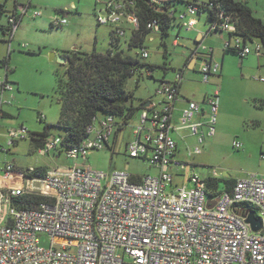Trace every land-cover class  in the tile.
I'll use <instances>...</instances> for the list:
<instances>
[{
  "label": "built area",
  "instance_id": "built-area-1",
  "mask_svg": "<svg viewBox=\"0 0 264 264\" xmlns=\"http://www.w3.org/2000/svg\"><path fill=\"white\" fill-rule=\"evenodd\" d=\"M96 3L103 4V11L96 12L97 22L110 25L120 38L126 39V31L138 27L135 11L128 8L130 2ZM19 9L24 13L27 6L19 5ZM33 15L40 12L34 11ZM197 15L196 7L188 5L177 12V20L192 28ZM9 22L13 35L17 23L13 17ZM66 23L65 17H53L54 26ZM147 27L151 29L148 37L158 31L154 20ZM209 29L225 32L222 47L240 57L264 52L258 40L244 43L234 33L231 17L222 10L216 11V20L209 23ZM149 54L148 49H141L143 58ZM219 70L220 64L209 60L201 61L198 67L204 83ZM182 72L177 71L173 80L157 83L159 102L151 100L147 105L150 111L138 113L125 145L130 157L145 158L149 167L156 169L155 174L134 181L136 175L126 169L107 174L76 163L48 167L43 177L32 176L33 167L18 172L12 164H6L0 169V264H264V176L235 180L226 189L207 185L208 176L198 174L188 175L185 182H174L171 166L176 141L170 134L174 127L170 117ZM256 78L264 82V76ZM12 89L11 83L0 80V94ZM218 97V86L205 95L202 102L209 109L203 120L193 121L201 102L188 99L182 108L178 127L189 128L196 137L190 156L198 154L205 136L215 132ZM4 103L9 100L0 97V112ZM115 122L110 114L94 119L86 127V137L66 149V157L84 161L89 150L104 148L111 143ZM201 127L206 128L205 133ZM28 135L23 126L5 131L10 145ZM61 140L60 136L50 137L36 152L48 155ZM241 145L233 142L236 148ZM176 165L183 168L187 163L177 161ZM26 193L42 195L45 200L34 208L11 203L13 197ZM252 210L261 222L258 231L246 222ZM38 234L49 237V246L39 244Z\"/></svg>",
  "mask_w": 264,
  "mask_h": 264
},
{
  "label": "rangeland",
  "instance_id": "rangeland-1",
  "mask_svg": "<svg viewBox=\"0 0 264 264\" xmlns=\"http://www.w3.org/2000/svg\"><path fill=\"white\" fill-rule=\"evenodd\" d=\"M14 2L24 5L30 3V7L28 13L22 15L19 26L17 23L18 29L16 28L11 40L0 29V75L2 77L5 71L2 59L7 58L13 69L8 76L15 87L13 98H9V103L3 108L9 115L0 117V169L6 164H12L15 171L24 172L35 166L53 168L76 163L107 174L121 169L138 176L155 174L156 169L149 167L147 160L130 157L125 151V142L131 138L135 118L119 133L113 149H91L84 161L67 158L65 151L59 146L50 154L41 155L36 152L28 136L14 145L8 144L5 131L12 127L23 126L28 132H40L43 125L48 123L53 125L50 137L64 133L56 126L60 106L54 87L57 76L64 73L66 66L57 57L52 58L51 53L54 52L57 56L72 49L106 53L111 48V26L97 22L96 11H103V4L96 3V0H0V6L3 5L4 9L0 10V24L8 23V14L13 11ZM71 3L75 4L76 9H69L65 16L67 24L52 25L51 17H63L58 10L65 9ZM246 4L264 22V0H247ZM18 11L21 9L18 8ZM30 11H38L40 16L33 18ZM203 17L199 24L201 28L205 26ZM177 32L178 25L174 24L165 36V46L169 52L166 56L159 35L152 34L146 38L145 44L150 54L145 60L156 67L152 76L145 66H140L137 72L127 78L124 87L132 93L134 106L141 100H154L157 97V80L162 77L173 80L177 71L184 69L186 58L196 47V35L183 29L179 34ZM211 36L206 45L215 48L214 60L222 63L221 71L217 75H211L209 83H204L198 69H184L182 86L187 89L198 88V96L200 91L208 89L210 92L215 86L219 87L215 132L205 136L204 141L199 144L200 152L192 156L188 155V151L193 148L195 138L186 139L188 148H184L180 142L181 152L178 155L187 165L174 173V179L184 182L191 174L216 175L221 188L224 179L240 180L252 175L264 176V82L256 78L264 75V56L257 57L254 53H249L240 57L235 52L224 51L220 41L213 38L214 35ZM175 38L178 45H173ZM120 46L124 47L123 37L120 38ZM134 51L131 50L132 53ZM205 51L207 50H198ZM163 62H169L171 67L165 74L160 67ZM39 113L44 116V121L38 120ZM97 114L99 117L104 116L103 112ZM200 130L205 133L206 128L201 127ZM181 133L188 131L183 130ZM234 141H239L241 147H234ZM258 216L263 217L259 213ZM37 238L40 245L49 246L50 239L46 234H38Z\"/></svg>",
  "mask_w": 264,
  "mask_h": 264
},
{
  "label": "trees",
  "instance_id": "trees-1",
  "mask_svg": "<svg viewBox=\"0 0 264 264\" xmlns=\"http://www.w3.org/2000/svg\"><path fill=\"white\" fill-rule=\"evenodd\" d=\"M124 1L131 3L128 8L135 11L138 17V27L132 29L128 37L123 39V48L120 46V37L111 29V48L106 53L72 49L62 54L66 68L62 75L57 76L54 89L60 106L56 126L64 131L63 135H57L62 138L58 146L64 151L77 145L86 137V127L99 117L98 112H103L104 116L113 115L116 119L117 126L111 143L105 145L113 149L119 133L134 118H137L138 113L141 110L150 111V107L145 106V103L150 102L151 99L141 100L138 105L134 106L132 93L124 87L127 78L137 72L140 66H145L150 76L156 67L146 62V58L141 56V49H148L145 40L151 33V29L147 27L149 22L154 20L158 24V31L155 34L159 35L160 43L164 45V56L169 53L165 46V36L169 34L170 27L178 21L176 13L188 5L196 7L197 14L205 13L208 23L216 20L217 10H222L231 17L236 27L234 33L240 36L244 43L258 40L264 49V22L253 14L246 4L247 0H163L160 3H152L150 0ZM0 10H4L3 5L0 6ZM58 12L66 13L67 11L60 9ZM9 17H13L16 23L19 22L20 16L16 15L15 10ZM0 29L9 36V40L13 38L9 20L6 25L0 24ZM131 50L135 51L132 53ZM224 51L235 52L229 49H224ZM2 65L6 74L13 70L7 58L2 59ZM160 67L164 70V74L167 69L171 68L169 62H163ZM178 71H183V69ZM163 79L164 77L157 82ZM5 80L7 81V77ZM4 115L1 109L0 117ZM38 120H45L41 113L38 114ZM51 126L53 125L45 123L42 131L29 132L28 137L36 150L43 145L46 139L50 138ZM127 142L128 140L125 145ZM47 168V166H35L30 174L43 177ZM132 178L134 181H139L141 176L136 175ZM206 180L207 185L219 188V178L208 176ZM234 182V179H224L221 188H229ZM44 200L45 197L42 195L26 193L13 197L11 203L20 208H34Z\"/></svg>",
  "mask_w": 264,
  "mask_h": 264
},
{
  "label": "crops",
  "instance_id": "crops-1",
  "mask_svg": "<svg viewBox=\"0 0 264 264\" xmlns=\"http://www.w3.org/2000/svg\"><path fill=\"white\" fill-rule=\"evenodd\" d=\"M15 4L16 3L14 2L13 11L11 13H13L14 10H15L16 15L20 16L19 22H18V26H19V23L21 21L22 15L28 13V11H29L30 3L28 5H25V6H27V9H26V11L24 13H20L18 11L19 5H24V4H17L16 6H15ZM65 9H66L67 12L66 13H61L62 14L61 16H63V17H65L69 13V9H76V6H75L74 3H71L70 5L66 6ZM32 12L30 11L31 17L35 18V17L40 16V15L33 16ZM11 13L8 14V19H9V16H11ZM202 17H203V13L200 14V15H197L196 24L192 28H186V27L182 26L179 23V21H176V24L178 25L177 34H179V32L183 29V30H185L187 32H193L196 35V47L191 51L189 56L186 58L185 64H184V69H190L191 71H196V69H198V68H196V65H197L198 61H199L198 64H200L201 61H203V60H209L211 62H217V61L214 60V56H213L215 48L213 46L209 47V46L206 45V41L211 35H214L213 38L218 39L220 41L221 47H222V41L227 36V34L225 32L211 31L209 29V23L207 22L206 14L203 17L204 18L203 23L205 25L204 28L199 27L200 20H201ZM52 20H53V17H51V20H50L51 24H52ZM17 29H18V27H17ZM15 32H14V34H15ZM126 33L129 34V30H127ZM208 41H210V40L208 39ZM208 43H209V45H211L210 42H208ZM173 45H178L177 38H175L173 40ZM199 49H203V50H207V51L198 52ZM55 56H56V54H55ZM255 56H257V55H255ZM261 56H264V52H263L262 55L257 56V57H261ZM219 64H220V70H219V72H220L221 69H222V63H219ZM184 69H183V72H182L183 75H184ZM217 74H214V75H217ZM260 76H264V75H260ZM6 77H7V81L12 84L13 89L10 90V91L9 90H4L2 92V94H0V97H2L4 100H8L9 98H13V92L15 90L14 82H12V80L9 79V76H8V74H6V70H5L3 76L1 77V75H0V80L5 79ZM209 77H208V81L206 83H209ZM182 85L183 84H182V80H181V82L179 84L178 95H177L176 99L173 102V108L171 110V117H170L171 124L174 126L173 129H171L170 134L176 141V149H175V152H174V155H173V158H172L173 159V164L171 166L173 174L179 172L178 171L179 168L177 167L176 162L177 161H181L182 162L181 158L178 155L181 152L180 142L184 146V148H188L189 147L188 146L189 143L186 141V139L188 137H194L195 138V142H196V137L194 135H192V133H191L189 128H187V127H183V128L178 127L179 117L181 115L182 108L186 106L188 99H192V100L201 102V110H200L199 113H195L194 114L193 121H198V120L205 119V117L207 116L208 109H209L208 105L206 103L202 102L204 97H205V95L209 92L208 89L200 91V94L198 96V91H199L198 88L195 87V88L187 89V88H184ZM151 100L155 101V102H159V97L157 96L154 100L153 99H151ZM7 104L8 103H4L2 105V107H1V109H3L4 105H7ZM4 114L5 115H9L8 112H4ZM183 130H187L188 133H185V134L181 133ZM189 151H190V149H189ZM189 151H188V153H189ZM54 155H56V154H54ZM193 166H194V164H193ZM126 167H127V165H126ZM18 172H20V171H18ZM186 180H187V178L185 179V181ZM174 182L175 183H181V182L176 181L175 179H174Z\"/></svg>",
  "mask_w": 264,
  "mask_h": 264
},
{
  "label": "water",
  "instance_id": "water-1",
  "mask_svg": "<svg viewBox=\"0 0 264 264\" xmlns=\"http://www.w3.org/2000/svg\"><path fill=\"white\" fill-rule=\"evenodd\" d=\"M51 57H57L58 61L64 63L65 62V58L62 55H57L55 56L54 52L51 53ZM148 101L145 103V106L148 105ZM246 222H248L251 226V229L253 231H258L260 229L261 226V222L260 220L256 217L254 210L250 211L248 213V215L246 216Z\"/></svg>",
  "mask_w": 264,
  "mask_h": 264
}]
</instances>
